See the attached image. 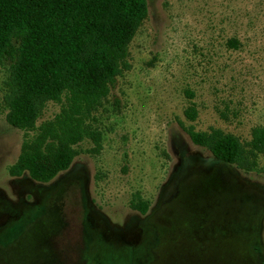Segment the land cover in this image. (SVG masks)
Masks as SVG:
<instances>
[{"label": "rangeland", "instance_id": "rangeland-1", "mask_svg": "<svg viewBox=\"0 0 264 264\" xmlns=\"http://www.w3.org/2000/svg\"><path fill=\"white\" fill-rule=\"evenodd\" d=\"M146 8L128 69L87 120L98 146L84 138L66 170L46 183L9 176L23 131L1 109L0 264H264V154L224 164L185 132L219 129L248 150L264 127V0ZM6 76L3 63L0 100ZM59 108L47 102L36 126Z\"/></svg>", "mask_w": 264, "mask_h": 264}, {"label": "trees", "instance_id": "trees-1", "mask_svg": "<svg viewBox=\"0 0 264 264\" xmlns=\"http://www.w3.org/2000/svg\"><path fill=\"white\" fill-rule=\"evenodd\" d=\"M146 11V0H0V65L7 63L0 111L5 110L7 124L23 131L9 176L26 173L46 183L69 167L84 138L97 148L98 132L87 120L114 78L128 69L127 46ZM226 43L235 47L237 40ZM47 102L59 103V111L36 126ZM196 114L191 102L183 110L188 120ZM185 132L192 144L224 164L244 166L246 151L264 154L261 126L251 128L248 150L219 129L189 126ZM129 206L140 214L147 209L142 200Z\"/></svg>", "mask_w": 264, "mask_h": 264}]
</instances>
